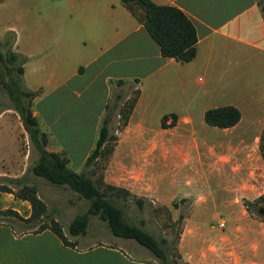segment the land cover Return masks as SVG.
I'll return each mask as SVG.
<instances>
[{
    "label": "crops",
    "instance_id": "1",
    "mask_svg": "<svg viewBox=\"0 0 264 264\" xmlns=\"http://www.w3.org/2000/svg\"><path fill=\"white\" fill-rule=\"evenodd\" d=\"M151 1L179 8L192 22L197 41L191 59L163 58L120 0H55L49 58L14 33V52L24 57V86L37 91L32 107L50 96L43 112L32 109L45 148L81 172L103 118L108 131L117 120V90L132 83L135 101L104 159L102 183L155 203L167 226L177 216L173 202L190 198L177 241L186 263L264 264V221L242 204L264 194V0ZM8 30L13 28L2 29ZM74 92L86 111L68 132L65 111L55 109ZM224 106L239 113L233 125L205 121L208 109ZM83 134L90 138L86 143ZM11 200L10 209L29 215L26 201ZM99 250L117 261L106 262ZM125 251L137 254L131 258L96 242L68 247L48 229L32 233L0 223V264H155L140 250Z\"/></svg>",
    "mask_w": 264,
    "mask_h": 264
},
{
    "label": "trees",
    "instance_id": "2",
    "mask_svg": "<svg viewBox=\"0 0 264 264\" xmlns=\"http://www.w3.org/2000/svg\"><path fill=\"white\" fill-rule=\"evenodd\" d=\"M122 5L142 24L144 30L152 41L158 46L159 53L163 58L179 57L182 60H189L193 56L194 45L197 41V33L192 22L179 8L173 5H158L151 0H120ZM6 38L0 41V46L5 47L0 50V87L6 93L11 102V108L18 114L28 141L36 151L37 157L29 170L34 176L40 177L48 183L62 188H66L87 201L86 209L75 214L66 226V232L70 236L84 235L88 225L90 215L96 216L105 222L111 235L131 239L137 245L149 251L159 262V264H187L178 263L169 258L168 249L162 244H166L167 239L161 237L157 241L154 236L142 228L126 221L123 217V208L128 202H133L139 209L143 203L148 201L143 197H138L130 192L111 185L103 184L100 174L94 177L93 169L96 160L102 159V164L106 156L111 152L116 136L109 134L107 117L103 118L98 130V136L94 146L86 157L81 172H74L67 166V159L60 153L46 150V135L40 131L37 120L32 114V99L37 91L26 88L22 80V64L24 57L18 55L11 49L14 40V32L6 31ZM7 75V80L4 79ZM137 91H135V94ZM135 101V95L124 115L122 125L127 114ZM205 121L218 127H229L239 118L238 111L231 106L208 109L204 115ZM259 149L264 160V131L259 138ZM102 165L100 166V170ZM24 178V177H20ZM10 182L19 183V178L8 177ZM0 192L11 193L14 198L24 200L29 204L30 212L27 217L20 216L16 211L5 208L0 209V215H13L23 224V230L32 233L40 232L44 229L50 230L60 242L68 247L75 245L64 234L61 225L54 218H48L45 203L39 198L33 184L24 182L16 191H12L6 185L0 184ZM264 194L252 200L243 199L242 204L246 211L253 215V209L257 210L261 205ZM186 202L191 205L190 198H181L173 206L178 208V216L169 233L172 234V249L174 255L179 259L176 252V242L182 228L183 221L188 216L190 207L182 210L180 204ZM156 211V208L154 207ZM256 218L264 220V213H257ZM46 218L48 220L46 221Z\"/></svg>",
    "mask_w": 264,
    "mask_h": 264
},
{
    "label": "rangeland",
    "instance_id": "3",
    "mask_svg": "<svg viewBox=\"0 0 264 264\" xmlns=\"http://www.w3.org/2000/svg\"><path fill=\"white\" fill-rule=\"evenodd\" d=\"M54 3L55 0H0V41L3 42L6 38V36H4L6 31H2V29L6 27H12L14 33L20 34L22 44L24 43L28 47L38 50L39 52L42 51L44 57L49 58L50 53L55 48L51 42L49 33L51 9ZM41 40H44V42L41 43ZM13 45L14 44L12 42L11 49L15 51ZM4 48L5 47L0 46V50L2 52ZM3 76L4 79L7 80V75L4 74ZM39 78L44 77L41 76L37 77L36 79ZM75 88V91L80 94L81 90L77 87ZM76 92H74L69 101L64 103L62 102L58 105V107H56L57 109H55L56 113H59L61 110L65 111V115L62 116V120L68 129V132L74 131L77 125L75 122L78 118V115L86 111V107H84L81 103V98L76 99V96L78 95ZM121 93H124V98L121 97ZM117 94H119V97H117V122L115 121L112 124H109V134L111 135H115V132L121 128L124 115L127 113L128 106L135 95V87L132 83L125 84L121 87V89L117 90ZM99 95L100 94L96 95L97 99L95 100L92 107L98 106L96 103L99 101ZM48 101H50V96H47L44 100L38 102L32 107V109L34 108L37 111H40L41 109V112H43V110L48 106ZM61 125L62 124L60 120L58 126ZM82 138L83 143H86L90 140L89 136L86 137V134H83ZM108 144L113 145L114 142L110 141ZM86 145L87 144H85V146ZM36 157V151L28 141L18 114L11 108V102L9 98L0 87V184L6 185L12 191H16L18 187L24 182H26L28 185L33 184L36 188V191L40 194H43H41V197L46 204L48 218H54L56 221H58L67 239H69L71 242L74 241V243H77L79 247L83 244H91L96 242L102 244L105 247L111 246L113 248H120L122 251L126 252L125 254L127 256L131 258H135V254H137L132 250H140L144 255L153 259L155 264H159L158 260L149 251L137 245L133 240L117 238L111 235L105 222L98 219L94 215L89 216L88 225L84 235H68L66 232V226L69 220L75 214L83 212L86 209L87 201L80 198L77 196V194L69 189L62 187L58 188L57 186L48 183L42 178H36V176H34L29 170ZM101 165L103 166L102 159L98 158L96 160L95 166L90 168L93 169L95 173L94 177L99 175ZM8 177L19 178V183L15 184L10 182ZM13 197L14 196L11 193L0 192V208L3 206H7V208L12 206V200L7 201V198L11 199ZM178 200L179 199L173 203H176ZM261 205L264 206V197L261 201ZM180 206L182 210H187V207H191V205L189 206V204L186 202H182ZM154 207L156 208V211L154 210ZM173 207L176 210L178 209L175 206ZM259 209H253V215L250 214V216L260 221H264L255 217L256 214L259 213ZM123 217L126 221L151 233L157 241H159L161 237L166 238L167 242L166 244H162V246L168 249L169 258L178 263H186L178 254L177 242L176 252L179 256V259L174 255V251L172 249V234L169 233V227L174 223L170 226L165 225V223L159 217L155 203H152L151 201H145L143 203L142 209H139L133 202H128L123 208ZM48 218H46V221ZM1 222L10 224V226L16 228L17 230L23 229L22 222L10 214L0 215V223ZM125 248L131 250V252L135 254L132 255L131 253H128V251H125ZM99 251L100 253L103 252L105 254L104 259L106 262L117 261V257H115L113 254H110L108 251Z\"/></svg>",
    "mask_w": 264,
    "mask_h": 264
},
{
    "label": "water",
    "instance_id": "4",
    "mask_svg": "<svg viewBox=\"0 0 264 264\" xmlns=\"http://www.w3.org/2000/svg\"><path fill=\"white\" fill-rule=\"evenodd\" d=\"M258 212H259V213H263V208H260V209L258 210Z\"/></svg>",
    "mask_w": 264,
    "mask_h": 264
}]
</instances>
